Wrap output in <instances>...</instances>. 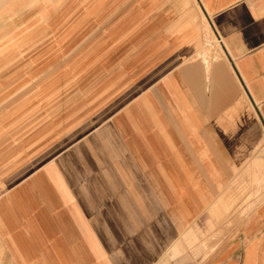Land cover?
<instances>
[{
	"label": "crops",
	"instance_id": "crops-1",
	"mask_svg": "<svg viewBox=\"0 0 264 264\" xmlns=\"http://www.w3.org/2000/svg\"><path fill=\"white\" fill-rule=\"evenodd\" d=\"M86 33L93 154L23 169L38 66ZM193 234L179 257L264 264V0H0V264H187Z\"/></svg>",
	"mask_w": 264,
	"mask_h": 264
},
{
	"label": "rangeland",
	"instance_id": "rangeland-1",
	"mask_svg": "<svg viewBox=\"0 0 264 264\" xmlns=\"http://www.w3.org/2000/svg\"><path fill=\"white\" fill-rule=\"evenodd\" d=\"M94 40L95 33L71 38L69 57L70 61L75 62L73 64L38 66L37 95L33 101V107L37 111V130L32 134L31 141H35L33 145L20 146L28 153L21 162L23 169L30 163L36 167L50 160L59 163L64 160L75 170L86 167L85 161L89 159L87 150L93 147L90 142L95 136L94 131L108 114L94 110L81 112L80 108H112L109 104L104 105V101H97L98 98L95 97L100 65L96 62ZM105 51L102 49V52ZM79 119L80 123L73 125L72 122ZM90 152L93 154L92 150ZM29 154L36 155V159H33L35 161L27 160ZM10 179H13L11 183L17 181L14 174L7 176V181ZM202 227L206 229V226ZM203 240L199 242L194 234L189 237L181 235L176 241L178 245L180 243L178 253L170 248L171 253L167 254L166 259L174 260L175 263L196 264L199 259L197 256L179 255L194 253L199 245L207 248L206 239Z\"/></svg>",
	"mask_w": 264,
	"mask_h": 264
}]
</instances>
